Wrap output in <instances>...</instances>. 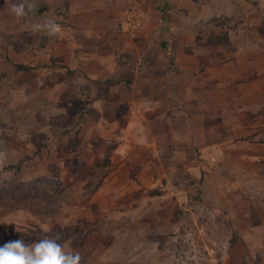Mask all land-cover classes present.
Masks as SVG:
<instances>
[{
  "label": "rangeland",
  "instance_id": "374dc122",
  "mask_svg": "<svg viewBox=\"0 0 264 264\" xmlns=\"http://www.w3.org/2000/svg\"><path fill=\"white\" fill-rule=\"evenodd\" d=\"M163 2L180 50H200L212 91L221 92L224 68L244 93L248 66L264 85V0ZM21 3L26 15L16 16L11 6ZM135 4L141 25L122 35L116 28ZM149 18L143 0H0V246L58 235L80 264H264L263 94L231 117L225 152L205 143L220 128L208 112L218 96L203 119L174 116L173 150L162 135L139 143L134 121L90 119L107 88L96 96L75 66L94 67L96 28L136 40ZM122 48L113 53L120 72L130 61ZM108 105L123 117L125 106Z\"/></svg>",
  "mask_w": 264,
  "mask_h": 264
},
{
  "label": "crops",
  "instance_id": "0c3cea01",
  "mask_svg": "<svg viewBox=\"0 0 264 264\" xmlns=\"http://www.w3.org/2000/svg\"><path fill=\"white\" fill-rule=\"evenodd\" d=\"M163 1L166 0H143L150 13V18L139 29L138 34L140 36L136 40L124 38L111 32L103 34L104 29L102 27L96 28L97 39L90 48V53L91 55L93 53L94 56L90 60L94 67L87 69L88 67L75 66L82 68L81 71L86 72L94 80L93 92L94 94L97 93L96 96L99 95L98 91L107 88L104 95H100L102 96L99 97L101 99L96 101L97 107L90 119L95 121L97 125L104 121L112 122L113 120L134 121V126L138 123L137 128L133 126V130L134 136L139 138V143L143 139L148 142V140H154L153 137L162 135L160 137L164 140L162 144L165 148L169 147L173 150L175 139L167 140L166 137H175L179 134V132L171 129L174 116L177 118L182 117L183 119L180 120L187 122L191 121L192 118L203 119V115L207 111H203L202 107H205L206 110L207 105L211 104L212 97L218 96L216 98L219 101V108H217L216 113H214V110L212 111V108L211 110L208 109V112H213L210 113V117H212L210 119L220 122V128H214L212 130L214 136L210 135L208 142L205 143L208 148L212 149L210 152L218 150L223 152L225 149V146H222L223 140H225L223 138L228 134L226 129H229L228 123L230 125V122H232L231 117L238 115L241 107L243 109L246 108V105L257 103L252 102L253 97L257 96L256 93L264 95V85L260 82L258 69L255 77L256 73H254L253 66H248L249 73L254 76L246 84H249V89L252 90L244 93L241 89L243 88V82L237 84L235 82L237 78L234 79V76H232V80L227 79L226 68H224L225 75H221L219 79V83L222 85L221 92H216L219 90L212 91L209 87L212 82L206 80L207 76L203 74L206 70L199 71L203 63L200 64V61H196L194 58L200 53V50L197 53L195 48L191 49L192 52L187 53L180 50L181 43L176 42V40H180L176 36V29L179 28V25L177 24V27H174L172 21L169 20L168 15H172L167 14L168 10L166 11V8H164L166 3ZM182 24L184 23L182 22ZM122 46L130 61H128V66L120 72V66L115 62L117 56L113 53H117ZM75 48V46L72 47V56H75L74 54L77 52ZM102 49L111 53L109 52V55L104 56L103 53L105 52H101ZM235 66H233L234 72H238L236 70L238 68ZM112 73L114 74L112 75ZM126 75L130 81H126ZM226 81L231 83L230 87L224 84ZM216 83L219 84L218 81ZM227 88H230L229 92ZM115 93H117L116 99L112 100L111 95ZM111 102L125 106L122 108L125 110L123 117L118 114L117 109L112 110L110 108L111 106L108 104H111ZM229 112L232 113L231 116L228 114ZM110 113L117 115L110 118L108 116ZM161 126L167 128L160 132L159 127L161 128ZM219 130L221 134L217 135L218 141H216L215 134ZM194 138L195 136H190V143L193 147H195ZM126 143L128 142L126 141ZM164 146H160V148ZM154 147H157L156 143L150 144L151 149ZM175 148H178V146H175ZM260 148L264 150L263 146H260Z\"/></svg>",
  "mask_w": 264,
  "mask_h": 264
},
{
  "label": "clouds",
  "instance_id": "9594fccd",
  "mask_svg": "<svg viewBox=\"0 0 264 264\" xmlns=\"http://www.w3.org/2000/svg\"><path fill=\"white\" fill-rule=\"evenodd\" d=\"M11 12L16 16H24L25 5L13 4ZM52 30L55 31L54 25ZM3 159L4 156L0 153V164L3 163ZM50 231V228L44 229L45 233ZM59 240L60 237L57 235L41 238L31 244H25L21 239L9 241L0 246V264H80L79 252H73L59 243Z\"/></svg>",
  "mask_w": 264,
  "mask_h": 264
},
{
  "label": "built area",
  "instance_id": "2783aa9c",
  "mask_svg": "<svg viewBox=\"0 0 264 264\" xmlns=\"http://www.w3.org/2000/svg\"><path fill=\"white\" fill-rule=\"evenodd\" d=\"M142 15L143 13L139 5H131L125 12V16L121 18V22L117 26L116 31L122 35H134L136 29L141 25Z\"/></svg>",
  "mask_w": 264,
  "mask_h": 264
},
{
  "label": "trees",
  "instance_id": "16d2710c",
  "mask_svg": "<svg viewBox=\"0 0 264 264\" xmlns=\"http://www.w3.org/2000/svg\"><path fill=\"white\" fill-rule=\"evenodd\" d=\"M16 67L18 69H21V70L27 69V67L23 64H18ZM8 168H10V169L14 168L15 170H18L20 167H19V165H10V166H8ZM65 230L67 233L69 232V228H66Z\"/></svg>",
  "mask_w": 264,
  "mask_h": 264
}]
</instances>
